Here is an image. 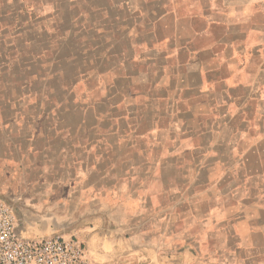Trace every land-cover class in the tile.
I'll return each mask as SVG.
<instances>
[{"label":"crops","instance_id":"crops-1","mask_svg":"<svg viewBox=\"0 0 264 264\" xmlns=\"http://www.w3.org/2000/svg\"><path fill=\"white\" fill-rule=\"evenodd\" d=\"M0 143L96 260L264 264V0H0Z\"/></svg>","mask_w":264,"mask_h":264},{"label":"rangeland","instance_id":"rangeland-1","mask_svg":"<svg viewBox=\"0 0 264 264\" xmlns=\"http://www.w3.org/2000/svg\"><path fill=\"white\" fill-rule=\"evenodd\" d=\"M4 149L5 146L0 143L1 161L4 159L2 158L4 154L2 150ZM31 175L34 176L35 174L32 173ZM26 183V186H14L13 182L8 181L5 177L2 164L0 163V196L13 208L18 222V229L22 231L23 235L45 236L57 232L76 236L89 249L93 244L96 248H100L102 252L110 251L107 241H113L114 234L111 229L115 228L109 226L101 228L99 221L103 220V218L109 220L111 212L106 210L97 211L95 221L93 218L95 212L88 211V209L62 210L57 206V202L61 201L57 200L59 194L53 190L52 186H47V192L33 194L31 180H27ZM44 183L46 181L43 182L40 179L35 188L37 187V190L45 189ZM49 190L54 191V193L50 194ZM51 201L53 204L50 203ZM104 241L105 247L103 246ZM108 261L118 264V260Z\"/></svg>","mask_w":264,"mask_h":264},{"label":"built area","instance_id":"built-area-1","mask_svg":"<svg viewBox=\"0 0 264 264\" xmlns=\"http://www.w3.org/2000/svg\"><path fill=\"white\" fill-rule=\"evenodd\" d=\"M0 264L115 263L96 260L84 242L73 235H23L13 208L0 196Z\"/></svg>","mask_w":264,"mask_h":264}]
</instances>
